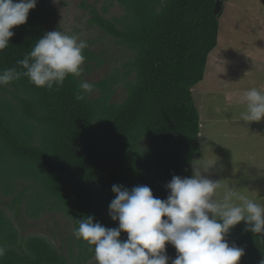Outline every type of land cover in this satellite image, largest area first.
Segmentation results:
<instances>
[{
	"label": "trees",
	"instance_id": "1",
	"mask_svg": "<svg viewBox=\"0 0 264 264\" xmlns=\"http://www.w3.org/2000/svg\"><path fill=\"white\" fill-rule=\"evenodd\" d=\"M123 13L107 18L90 5V23L115 37L134 53L128 63L133 79L124 82L125 98L110 102L109 78L95 83L97 97L88 94L75 100L80 78L68 76L57 90L36 87L25 77L8 85L13 102L0 101V151L14 160L0 176L31 179L41 192L53 199L78 227L88 215L94 222L115 228L108 216L114 194L111 187L128 189L147 185L153 195L164 199L166 184L173 175L190 177L191 163L200 152L199 112L192 87L203 79L210 51L217 44L219 14L217 0H116ZM222 2L226 0H221ZM41 5L28 13L25 24L11 29L9 46L0 51V72L20 66L18 60L30 52L44 34ZM85 69L102 64L85 49ZM5 159V158H4ZM0 158V164H7ZM19 167L20 172L13 169ZM2 170V171H3ZM2 191L7 193L12 183ZM34 192L28 197H32ZM21 203L20 197L12 199ZM42 202L37 199L29 207ZM31 209V208H30ZM244 222L232 228L226 239L243 247L238 264H260L264 259V235L244 231ZM121 233V239H126ZM82 246L84 242L78 240ZM0 245L6 253L0 264H76L63 256L44 236L28 235L19 240L12 221L0 209ZM88 249H92L87 244ZM167 254L176 251L166 245Z\"/></svg>",
	"mask_w": 264,
	"mask_h": 264
},
{
	"label": "rangeland",
	"instance_id": "2",
	"mask_svg": "<svg viewBox=\"0 0 264 264\" xmlns=\"http://www.w3.org/2000/svg\"><path fill=\"white\" fill-rule=\"evenodd\" d=\"M36 4L42 8L41 23L45 33L59 30L75 34L87 41L86 49L102 60L100 65L88 61L91 63L88 70L85 69L86 62L83 65L80 79L94 85L91 96L97 97L100 93L95 83L109 78L112 81L110 102H121L126 96L124 82L134 77L133 74L123 76L131 70L128 63L134 53L90 23L92 15L85 5L96 8L107 18L119 17L123 13L122 6L116 0H59L57 3L37 0ZM218 22L217 45L208 55L203 79L192 87V97L201 117L199 130L203 135L198 133L200 152L191 163V174L193 164L215 162L203 174L212 180H220L216 199H222L225 190L230 188L264 204L263 196L256 195L264 179V176H258L264 172V121H234L233 118L244 112L246 106L238 103L240 99L235 104L227 100V92L235 88L247 90L251 87L264 92V0H227ZM216 52L220 53L219 71H212L209 61ZM13 93H18L13 86L0 85V101L7 98L16 103ZM0 158H5L4 164L7 162L5 166L0 164L1 176L3 168H9L11 162L8 160H14V157L7 151H0ZM13 169L20 172L17 166ZM1 181L5 188L12 183L10 191L4 193L0 182V209L12 221L20 241L28 235L44 236L70 261L97 264L93 249H88L87 243L80 246L74 237L73 219L61 208H55L53 199L41 192L40 183L6 176H2ZM16 196L20 197L21 203L12 202ZM37 199L42 205L33 212L37 205L29 207V203H35Z\"/></svg>",
	"mask_w": 264,
	"mask_h": 264
},
{
	"label": "clouds",
	"instance_id": "3",
	"mask_svg": "<svg viewBox=\"0 0 264 264\" xmlns=\"http://www.w3.org/2000/svg\"><path fill=\"white\" fill-rule=\"evenodd\" d=\"M36 2L0 0V51L9 46L15 34L11 29L26 23ZM87 47V41L75 34L46 32L17 61L19 69L0 72V85L25 77L36 87L52 90L55 85L58 90L68 76H82L86 60L83 51ZM93 91L94 85L81 79L74 98L83 101ZM240 102L246 106L242 121L258 122L264 118V92L248 89L240 96ZM214 163L193 164L190 177L173 175L166 184L168 195L164 199L154 196L147 185L128 189L114 184L108 216L118 226L105 227L88 215L78 220L74 237L93 249L97 264H238L245 250L230 244L226 236L242 221L244 231L264 235V204L230 188L222 199H216L220 180L203 174ZM121 233L127 234L126 239H121ZM166 245L175 249V258L167 254ZM5 253L6 248L0 245V257ZM260 264H264V259Z\"/></svg>",
	"mask_w": 264,
	"mask_h": 264
},
{
	"label": "crops",
	"instance_id": "4",
	"mask_svg": "<svg viewBox=\"0 0 264 264\" xmlns=\"http://www.w3.org/2000/svg\"><path fill=\"white\" fill-rule=\"evenodd\" d=\"M227 1V0H226ZM226 1H224L223 3H222V9H223V5H224V3L226 2ZM222 9H221V11H222ZM219 29V28H218ZM217 39H218V35H217ZM217 45V44H216ZM213 54V53H212ZM220 53H215V54H213L211 57H212V60L211 61H209V64H210V68H211V70L212 71H219V66H220V58H219V55ZM248 89H251V87H248L247 88V90ZM239 91H242V92H239ZM244 91H246V89H244V88H242V89H239V88H235L234 89V91H231V92H227V94H229V96H227V100H229V102H232L233 104H235L234 102H237V101H239V99H240V96L242 95V93L244 92ZM263 91H264V86H263ZM231 94V95H230ZM238 103H241V102H238ZM240 106L242 105V104H239ZM199 120H201V117H200V115H199ZM233 120L234 121H236L237 120V122L238 121H242L241 120V114L239 115V116H237V117H235V118H233ZM260 121H264V118H262ZM260 121H258V122H260ZM257 121H253V122H251V123H258ZM248 129L249 130H251V128L250 127H248ZM203 135V133H202V131L201 130H199V136H202ZM199 140V139H198ZM258 176H264V172L262 173V174H259ZM258 176H256V177H258ZM255 185H257V181H256V184ZM257 193H256V195H262L263 196V198H264V179H263V181H262V183H260V186H258V188H257V191H256ZM264 202V201H263Z\"/></svg>",
	"mask_w": 264,
	"mask_h": 264
},
{
	"label": "water",
	"instance_id": "5",
	"mask_svg": "<svg viewBox=\"0 0 264 264\" xmlns=\"http://www.w3.org/2000/svg\"><path fill=\"white\" fill-rule=\"evenodd\" d=\"M222 1L221 0H217L216 4H215V8H214V13L215 14H219L221 12L222 9Z\"/></svg>",
	"mask_w": 264,
	"mask_h": 264
}]
</instances>
